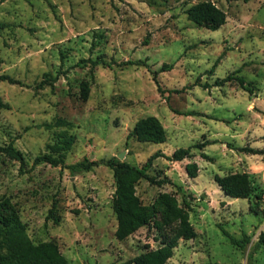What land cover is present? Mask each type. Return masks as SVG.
<instances>
[{"label":"rangeland","instance_id":"374dc122","mask_svg":"<svg viewBox=\"0 0 264 264\" xmlns=\"http://www.w3.org/2000/svg\"><path fill=\"white\" fill-rule=\"evenodd\" d=\"M202 1L226 13L218 30L187 19L186 10ZM99 58L110 66L92 67ZM235 71L251 92L236 81L215 86ZM44 74L57 80L38 88ZM1 76L22 85L0 80L6 105L0 147L13 144L26 166L0 155V199L18 210L34 243L55 242L68 264H135V257L160 246L157 230L150 224L124 241L115 238V185L100 162L122 154L119 161L142 167L157 152L190 148L191 157L180 162L153 161L150 175L170 183L136 185L142 204L157 209L158 222L159 194L189 205L196 238L179 241L166 264H264V248L256 247L264 231V0H0ZM149 116L162 124L164 143L128 137ZM63 135L73 140L66 165H99L74 174L34 165ZM191 163L196 178L187 175ZM231 173L250 177L248 199L229 198L215 183V176ZM54 204L58 225L47 219ZM224 232L246 235L250 243L238 249Z\"/></svg>","mask_w":264,"mask_h":264},{"label":"trees","instance_id":"16d2710c","mask_svg":"<svg viewBox=\"0 0 264 264\" xmlns=\"http://www.w3.org/2000/svg\"><path fill=\"white\" fill-rule=\"evenodd\" d=\"M185 14L187 19L193 24L203 27L210 31H216L226 23V13L210 1H202L189 7ZM92 67L101 65L109 67L110 63L102 59L91 62ZM124 65H139V63L126 62ZM239 71L228 75L223 79H217L215 86H222L227 82L236 81L238 85L247 92L251 83L237 76ZM157 72H153V80L160 91L157 80ZM0 80L7 81L10 84H20L9 77L1 76ZM57 80L50 74H44L42 82L37 86L42 88L44 85L52 86ZM80 98L86 101L89 95L88 82L83 81L80 84ZM204 87H209L208 84ZM6 105L0 101V108ZM128 137L134 138L138 142L148 144H162L166 141L165 130L160 121L149 116L138 120ZM72 138L63 135L61 139L51 148V153L42 154L34 159L33 164H48L52 167H61L69 170L71 173L88 172L99 163L95 161L84 160L72 165L65 164V156L72 145ZM194 148L202 149L205 144H196ZM242 151L252 153L254 150L247 148ZM0 155L17 161L21 168L26 166V158L13 144L0 147ZM159 157H164L169 162H180L190 158V148L178 149L171 156H164L157 152L150 156L142 167H136L112 158L100 162L112 171L115 185V191L112 196V211L115 215L117 226L114 236L118 241H124L136 231L143 227L154 225L157 230L156 240L160 246L156 249L148 248L133 259L135 264H166L172 258L174 249L178 246L179 241H189L196 238V232L189 221V205L183 202L179 205L175 196L171 193H161L156 199V206L161 213V221H156L157 209L146 207L142 204L140 198L136 195V185L144 180L161 187L170 183L166 176L150 175L149 170L153 161ZM189 178L197 177V165L195 163L186 166ZM160 173V172H159ZM214 181L225 196L232 199H248L254 191L252 181L246 173H231L225 176H215ZM261 199L260 196H256ZM47 219L58 225L60 218L57 214L55 204L49 211ZM224 234L229 238L231 244L238 249L244 250L250 243V237L244 235L237 239L228 232ZM256 247L264 248V231L258 236ZM0 264H68L66 258L61 254L57 244L53 241L34 243L28 236L25 224L21 221L18 210L11 204L8 198L0 199Z\"/></svg>","mask_w":264,"mask_h":264},{"label":"water","instance_id":"95a60500","mask_svg":"<svg viewBox=\"0 0 264 264\" xmlns=\"http://www.w3.org/2000/svg\"><path fill=\"white\" fill-rule=\"evenodd\" d=\"M121 158H122V154L119 156V158H118V159H119V160H121Z\"/></svg>","mask_w":264,"mask_h":264}]
</instances>
